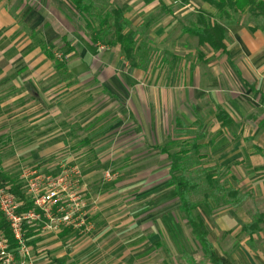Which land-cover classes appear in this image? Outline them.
<instances>
[{"label": "crops", "instance_id": "1", "mask_svg": "<svg viewBox=\"0 0 264 264\" xmlns=\"http://www.w3.org/2000/svg\"><path fill=\"white\" fill-rule=\"evenodd\" d=\"M54 1L0 0V135L24 131L27 135L24 142L29 146L37 142V138L33 140V133L61 132L60 102L65 96H62V87L68 93L71 88L70 92H77V78L66 80L67 71L62 72L54 60L59 38L69 45L67 35H60L59 27L53 21L60 19ZM146 6L151 10L143 15L144 19L151 27L154 21L153 26L160 25L154 29L155 35L162 25L164 36L179 33L180 38L177 42L170 39L171 44L164 47L171 60L170 64L166 63L168 81L154 96L160 113L153 112V102L149 104L152 119L165 118L163 109L169 110L170 117H174V126L171 125L168 132L161 130V139H169L165 148H161V153L171 160L167 176L179 175L175 173L179 170L172 171L173 159L179 158L185 168L180 174H185L186 165L192 160L198 169L203 168L200 170H204L206 176L212 177L213 182H219L217 175L221 171L227 176L224 182L239 184L228 197L226 206L199 208V205L195 215L204 223L208 240L223 264H264V223L248 221L244 206L236 202L247 184H258L260 194L264 195V29L244 23V17L222 15L199 0H189L188 3L154 0ZM157 10L162 11L159 18L155 13ZM191 15L196 20H186L192 18ZM200 16L224 27L226 52L215 51L208 45L201 46L197 37L184 32L193 27ZM125 17L130 22L133 18ZM194 39L196 45H189ZM116 47L119 54L108 56L105 62L106 69L112 74L102 73L103 76L97 78L100 96L102 100H110L112 107L119 108L120 103L127 102L133 113L141 116L137 105L142 107L139 95L140 90H144L142 81L146 73L132 67L121 47ZM104 50L105 47H99L100 56L97 55L94 65L100 63L106 53ZM94 89L97 87L89 89V101L98 94L93 93ZM71 95L68 94L70 113L75 111L76 101ZM45 99L52 101L50 109H46ZM13 117L21 118L13 124L17 127L10 126L11 122L5 123L7 118ZM45 118H48L47 122ZM133 118L138 117L134 115ZM16 142L12 137L1 144L16 147ZM175 146L181 149L176 153L167 151ZM256 173L260 176H255ZM235 192L238 195L234 197ZM161 215L158 223L156 219L143 223V216L133 214L135 228L138 223V231H149L147 244L154 248V255L148 264H170L169 256L156 253L157 248L164 245L157 230L167 237L166 231L173 234L178 227L184 226L196 240L180 206L177 212L166 208ZM69 229L52 236L40 231L30 240L32 258L25 264H78L82 257L78 258L76 244L71 243ZM194 259H185L184 264H197ZM21 260L20 255L19 258L15 255L14 264ZM206 260L203 264H212Z\"/></svg>", "mask_w": 264, "mask_h": 264}, {"label": "rangeland", "instance_id": "2", "mask_svg": "<svg viewBox=\"0 0 264 264\" xmlns=\"http://www.w3.org/2000/svg\"><path fill=\"white\" fill-rule=\"evenodd\" d=\"M90 1L95 5L94 12L118 7L123 10L125 16L133 17L130 22L131 28L140 32V45L146 54L151 56L147 70H141L146 73L145 80L142 81L144 90H140L139 95L142 107L137 105V112H140L141 116L136 112L134 114L127 102L120 103L119 108L112 107L110 100L105 98L102 100L100 96L97 78L103 76L102 73L112 74L105 67L106 59L110 55L119 54L116 45L110 43L112 37L97 44L92 43L94 35L86 28V21L75 6L69 0H55L54 6L59 10L60 19L55 18L53 21L59 27L60 35H67L69 45H65L60 37L54 52V60L62 72L67 71L66 80L77 78V92H70L72 88L69 91L72 94L71 98L76 99L75 111L70 113L69 93L62 87V96L64 94L65 96L60 102L61 132L33 133V140L37 138V142L31 146L24 142L27 136L24 131L2 133L0 144L13 137L17 140V146L1 144V165L8 177L22 184L27 193L28 183L23 177L25 170L36 169L46 178L50 177L53 180L64 172L68 173V181L58 188L59 202L55 207L67 206L74 202L80 204V211L75 217L74 224L69 227L70 229H65L71 230L69 232L71 243L76 244L78 258L82 257L78 264H148L149 258L154 255V248L147 244L149 231H138V223L135 228L133 214L143 216V223L155 219L158 223L162 218L161 213L166 208L177 212L180 206L174 193L173 179L167 176L171 160L161 153L162 146L165 148V143L169 140L161 139V130L168 132L169 127L174 126V117H170L169 110L163 109L165 118L152 119L149 107L150 102H153V112L160 113L154 96L168 81L166 63L170 64L171 60L170 54L164 52V47L171 44L170 39L177 42L180 39L179 33L175 36H164L166 33L161 25V30H158L157 36L155 35L154 29L160 25L153 26L154 21L151 27L148 20L143 17L151 10L146 5L154 0ZM133 6L137 7L131 8ZM155 13L159 18L162 11L157 10ZM251 15L250 12L238 14L239 17L245 18L244 23L264 28V22ZM194 19L196 20V17L192 16L186 20L192 22ZM182 41L181 39L180 43ZM193 44L196 45L195 39L189 43ZM99 47H105L103 52L106 53H103L100 63L94 65L93 63L97 62L95 58L97 59V55L100 56ZM95 69L96 72L93 73ZM93 78L95 79L92 81ZM89 81L92 83L88 84ZM128 81L131 82L130 78ZM96 87L93 93L98 94L89 101L87 97L89 89ZM45 95L47 97L48 94ZM44 105L46 109H50L52 101L45 99ZM134 115L138 118L134 119ZM20 120V117L7 118L5 123L11 122L9 125L13 126ZM47 120L48 118H45L46 122ZM154 121L157 123L154 124ZM180 149L181 147L175 146L169 147L167 151L176 153ZM189 161L185 174L199 183L197 191L192 193L193 202L197 206L201 205L199 208L205 205L214 206V198H217L220 207L226 206L229 193L231 194L239 184L224 182V177L227 176L224 175L225 172L220 171L217 175L219 184L213 187L214 182L209 181L204 170L201 171L203 168L200 170L192 160ZM77 171L78 175L75 173ZM181 172L179 170L175 173ZM105 173L110 177L105 176ZM255 176H260V173H256ZM250 187L252 188L249 190ZM242 190L236 202L239 206H244L246 219L254 221L253 223L260 221L264 223V195L260 194L259 185L247 184ZM41 193L45 194V187L41 189ZM75 199L77 201H74ZM41 232L49 236L55 234ZM157 233L161 235L164 245L158 247L156 253L162 257L169 256L170 264H184L185 259L191 261L192 258H195L197 264L207 261L199 243L190 236L188 228L178 227L173 234L166 231L167 237L158 230ZM118 236L122 238L118 239Z\"/></svg>", "mask_w": 264, "mask_h": 264}, {"label": "trees", "instance_id": "3", "mask_svg": "<svg viewBox=\"0 0 264 264\" xmlns=\"http://www.w3.org/2000/svg\"><path fill=\"white\" fill-rule=\"evenodd\" d=\"M78 12L84 17L86 21V28L92 32L93 43L97 44L99 41L112 37L111 45H119L126 57L127 61L134 68L147 70L150 54H146L140 45V32L131 28V23L126 19L122 9L114 7L106 10H96L95 5L90 0H69ZM182 3H188L189 0H180ZM204 4H208L215 8L220 14L231 17L232 15L243 14L250 12L255 15V19L264 22V0H199ZM251 15V16H252ZM97 24V26H96ZM259 28V27H258ZM261 28V27H260ZM264 29V28H263ZM185 33L199 39L201 46L208 45L215 51L226 52L225 40L227 38L226 30L219 23H212L210 19L205 16L198 17L197 23L193 27L186 28ZM166 53V52H165ZM52 57V54L49 53ZM166 61V60H165ZM185 170L181 165L179 158L173 159L172 171ZM209 181H212L211 176H207ZM173 187L176 198L180 202V208L188 224L192 230L194 237L199 243L204 255L212 264H223L217 254L212 248L208 240V231L200 218L195 215L197 204L192 200V193L197 191L199 183L194 178L188 177L185 174H179L173 178ZM218 182H214L213 187L218 186ZM0 186L5 188L8 192L15 195L18 202L21 204L19 214L36 210L41 213L35 206V202L30 198L22 184L12 180L1 168L0 159ZM222 187V186H221ZM222 189V188H221ZM232 194V193H231ZM238 193L235 192V196ZM230 196V193H229ZM228 196V197H229ZM208 199L210 198L207 197ZM228 203V201H227ZM225 203V204H227ZM214 206H220V201L214 198ZM39 227V228H38ZM40 226L33 225V223H23V238L29 246L30 240L40 233ZM0 232L4 234L10 241L12 249L17 248L12 230L9 223L5 220L0 211ZM15 255L19 258V254L15 251Z\"/></svg>", "mask_w": 264, "mask_h": 264}, {"label": "built area", "instance_id": "4", "mask_svg": "<svg viewBox=\"0 0 264 264\" xmlns=\"http://www.w3.org/2000/svg\"><path fill=\"white\" fill-rule=\"evenodd\" d=\"M75 173L78 175L79 172ZM106 176L110 177L109 174ZM23 177L28 183L29 194H27L34 200L35 206L41 210V213H38L36 210H30L29 212L19 214L21 204L15 195L0 186V211L9 223L17 244V248L12 249L9 239L0 232L1 264H14L15 251L18 252L22 259V263L20 262L19 264L31 262L32 249L24 240L22 234L24 222L40 226V229H38L40 231L58 233L71 227L80 211V204H75V202L67 206L60 205L55 207L59 202L58 188L68 181L69 176L67 172H64L59 178L53 180L50 177L46 178L36 169H29L24 171ZM43 187H45V194L42 195L41 189ZM63 188L65 187L63 186ZM74 201H77V199Z\"/></svg>", "mask_w": 264, "mask_h": 264}]
</instances>
